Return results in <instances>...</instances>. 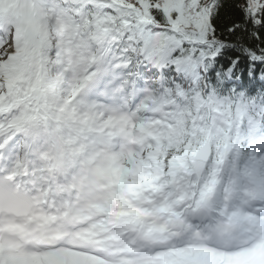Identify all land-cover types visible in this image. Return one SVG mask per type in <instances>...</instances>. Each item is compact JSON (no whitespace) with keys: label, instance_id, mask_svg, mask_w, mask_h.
I'll use <instances>...</instances> for the list:
<instances>
[{"label":"snow or ice","instance_id":"snow-or-ice-1","mask_svg":"<svg viewBox=\"0 0 264 264\" xmlns=\"http://www.w3.org/2000/svg\"><path fill=\"white\" fill-rule=\"evenodd\" d=\"M0 264H264V0H0Z\"/></svg>","mask_w":264,"mask_h":264}]
</instances>
